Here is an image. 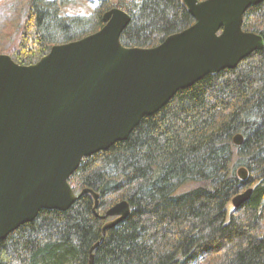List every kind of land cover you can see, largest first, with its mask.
Here are the masks:
<instances>
[{
    "label": "trees",
    "instance_id": "1",
    "mask_svg": "<svg viewBox=\"0 0 264 264\" xmlns=\"http://www.w3.org/2000/svg\"><path fill=\"white\" fill-rule=\"evenodd\" d=\"M126 7V48H154L194 23L181 0ZM103 10L62 17L55 1L27 0L10 58L35 64L52 46L101 29ZM242 30L259 35L262 50L179 91L125 141L84 159L68 183L76 196L97 195V209L84 194L65 212H39L0 241V264H88L94 247L92 264H264V0L245 11ZM244 188L250 198L228 215ZM120 202L128 216L102 231L114 220L105 212Z\"/></svg>",
    "mask_w": 264,
    "mask_h": 264
},
{
    "label": "water",
    "instance_id": "2",
    "mask_svg": "<svg viewBox=\"0 0 264 264\" xmlns=\"http://www.w3.org/2000/svg\"><path fill=\"white\" fill-rule=\"evenodd\" d=\"M181 1L194 23L154 48L123 47L130 17L112 8L102 14L101 29L52 46L33 65L0 55V241L41 211H67L84 194L97 209V195L76 196L68 183L84 159L125 141L179 91L262 50V38L244 32L242 19L263 0ZM232 143L240 146L242 137ZM237 176L245 181L246 170ZM251 193L234 196L233 209ZM128 214L126 202L115 204L102 231Z\"/></svg>",
    "mask_w": 264,
    "mask_h": 264
},
{
    "label": "rangeland",
    "instance_id": "3",
    "mask_svg": "<svg viewBox=\"0 0 264 264\" xmlns=\"http://www.w3.org/2000/svg\"><path fill=\"white\" fill-rule=\"evenodd\" d=\"M59 5L62 17H91L105 7L117 8L127 13L126 5L131 0L119 3L116 0H50ZM103 3H105L103 5ZM27 16V0H0V55H12L18 50L23 26ZM58 45V44H57ZM247 188H244L242 193ZM227 214L233 212L231 203L227 205Z\"/></svg>",
    "mask_w": 264,
    "mask_h": 264
}]
</instances>
